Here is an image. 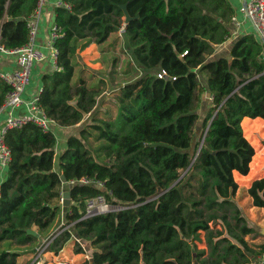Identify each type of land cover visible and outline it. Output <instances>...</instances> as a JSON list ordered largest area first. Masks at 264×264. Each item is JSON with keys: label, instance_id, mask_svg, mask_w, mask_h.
<instances>
[{"label": "trees", "instance_id": "1", "mask_svg": "<svg viewBox=\"0 0 264 264\" xmlns=\"http://www.w3.org/2000/svg\"><path fill=\"white\" fill-rule=\"evenodd\" d=\"M63 1L70 9L54 8L58 68L43 74L38 95L55 126L28 122L3 137L10 160L0 183V264H19L11 247L32 246L60 216L70 226L47 250L57 253L72 236L87 241L91 260L83 264H254L264 244L256 250L244 238L259 232L234 198L233 173H262L260 153L254 155L241 126L243 117L264 120L262 43L244 34L228 56L209 58L232 34L228 0ZM36 4L0 0V45L15 49L28 41ZM121 5L132 17L126 24ZM122 26L140 75L118 88L115 114L102 119L94 111L100 89L74 77L73 58ZM8 89L0 78V105ZM200 109L201 136L192 146ZM87 116L57 154L55 128L79 126ZM89 136L100 142L95 156ZM61 174L67 182L93 177L104 187L62 183ZM66 190L71 204L63 213L58 202ZM100 193L123 208L83 217L86 199ZM246 193L264 208V176ZM198 236L202 251H195Z\"/></svg>", "mask_w": 264, "mask_h": 264}, {"label": "rangeland", "instance_id": "2", "mask_svg": "<svg viewBox=\"0 0 264 264\" xmlns=\"http://www.w3.org/2000/svg\"><path fill=\"white\" fill-rule=\"evenodd\" d=\"M121 33L122 32H119L118 30L117 33L111 34L110 37L102 44H96L94 42H90L86 47H83L80 50L77 49L76 54L73 58L75 63L74 77L78 78L79 76H82L84 79H86L87 84H89L90 86L93 85L99 87L100 89V93L97 96V104L94 111L99 117H102V119L108 118V116L110 115L112 116L113 114H115L116 110L114 103H116L115 97L118 93V88L121 85L131 80H134L140 75V71L138 70L137 65L133 62L129 49L127 48L125 36ZM117 35L118 38H116ZM89 121H90V117L87 116L79 126H74L73 128L68 129L65 132V134L76 133L78 131V128L82 126H86L87 123H89ZM201 126L202 125L200 121H198L195 129V134L193 136L192 146H194L195 143L199 141L202 131ZM258 130H260V128H258L256 131ZM260 132L262 133V131ZM254 133L256 132H254L253 130L248 131V128L247 127L245 128L246 137L250 140L251 143L256 145L255 152L260 153L261 158L258 161L257 168L260 169V171L262 172L261 174L259 173L260 175L258 176H262L264 175V155H262L263 152H261L260 145L263 143L261 140L258 141V139H256V135ZM260 137L262 136H259V138ZM85 143L86 146L93 152L95 156L94 153L95 149L97 148V146H99L100 142L94 139V136H89L85 139ZM101 157L102 156L97 158L101 160ZM261 163H262V169H261ZM249 178H251V176L247 177V179ZM236 179L238 180L239 184H238V194L235 195V199L236 201L238 200L237 202H239L240 206L242 207L243 213L251 214L252 217L256 215V218L260 217L259 214H254L249 210L250 206L248 204L251 202L249 203L246 202L245 198L247 197V194L245 192V187L242 186L245 183V181L239 178L238 175H236ZM1 181L2 179L0 178V182ZM58 203L59 205H61V200ZM57 224H58V228L52 234H50L48 237L42 236L38 238L39 241L37 240V242L35 244H32V246H27V248L12 246L11 249H17L19 251L21 255L20 259H25L24 264H41L44 254L47 252H52L53 254L58 255L61 249L57 253H54L53 251L47 250L49 244L45 245V243L57 231H59L62 227H66V225H68L66 223V219L63 216H60L55 227L57 226ZM218 226L221 228L220 225ZM203 236H198L196 238L195 251H202L206 249V246L203 243V238H204ZM71 239L74 241V243L73 244L71 242L65 243L64 246L67 248L69 247L74 253H76L75 249L77 248V246L75 244V241L77 238L72 236ZM245 240L247 239L245 238ZM247 242L249 243V240H247ZM82 243L85 249L83 250V253L85 254V259H89L92 249L89 247L87 241L84 242L82 241ZM249 244L254 246L256 250H259V247H261L260 245H263L264 243L260 245H258L257 243L256 244L249 243ZM27 254L30 256H27ZM78 264H83V262H79Z\"/></svg>", "mask_w": 264, "mask_h": 264}, {"label": "built area", "instance_id": "3", "mask_svg": "<svg viewBox=\"0 0 264 264\" xmlns=\"http://www.w3.org/2000/svg\"><path fill=\"white\" fill-rule=\"evenodd\" d=\"M48 0H37V4L32 14L27 21L28 27V41L22 46L15 49H8L0 45V53L4 55H13L15 68L12 71L0 72V78L9 86L8 91L5 94L4 100L0 105V113L5 111L6 116L0 127V167L6 168L10 160V150L4 143V134L9 129H17L22 127L28 122L34 123L43 130H49L54 128L55 122L51 119L38 103V96L32 97L28 100L22 98V94L29 82L30 70L33 64L40 63L46 59L53 61L54 69H57V49L54 46V41L58 37V31L56 24L51 26L49 33V52L46 54L42 52L35 44V37L37 33V22L41 14L43 6ZM62 6L66 9H70V5L63 0H58L55 3V7ZM245 12L251 19L255 28L256 34L264 47V0H248ZM123 26L119 29V32H123ZM164 74L159 73L157 76L161 77ZM24 104L26 112L24 114H13L14 108ZM69 185L82 184L94 186L97 188H103V181L93 177H81L79 179H73L67 182ZM61 200V199H60ZM123 207H115L109 204L103 194H97L93 197L87 198L85 201V214L83 217H89L94 214L106 213L121 209ZM62 227L57 231L46 243L48 245L51 240L57 236L61 231L68 228ZM84 249L83 243L76 239ZM254 264H264V248H262L257 256Z\"/></svg>", "mask_w": 264, "mask_h": 264}, {"label": "crops", "instance_id": "4", "mask_svg": "<svg viewBox=\"0 0 264 264\" xmlns=\"http://www.w3.org/2000/svg\"><path fill=\"white\" fill-rule=\"evenodd\" d=\"M57 1L58 0H48V2L42 8L40 17H39L38 22H37V33H36V37H35V44L38 46V48L42 52H44L46 54L49 52V33H50L51 26L55 22L54 21V19H55V14H54L55 9L54 8H55V3ZM228 2L230 3V5L232 6V8L234 10V14H233V16L231 18V22H230L232 34H231L230 38H228L225 42L216 46L214 53L212 55H210V57H209L210 59H213L214 57L221 56V55L228 56V53L230 51V47H231L232 43L238 37H240L244 34H252L259 40V38L256 34V31H255V28L253 26V23L251 22V19L248 16V14L245 12V7L247 5L248 0H228ZM259 42H260V40H259ZM262 60L264 61V53H262ZM14 68H15L14 56L13 55H4V54L0 53V72L12 71V70H14ZM54 70L55 69H54L53 61L49 58L43 62L33 64L31 67V70H30L29 82L26 85L24 93L22 94V98L24 100H28L32 97L38 96L40 91H41V88H42L41 77L43 76V74L51 73ZM202 99L208 101L210 99L209 92L205 91L202 94ZM25 112H26V107L24 104L20 105L17 108H14V110H13V114H15V115L24 114ZM198 113L200 114V117H201L199 119V121L201 123L203 116H204L203 109H200ZM5 116H6L5 111L0 113V127L2 125V122L5 119ZM241 126L243 129V133L245 132L246 127L248 128V131L253 130L254 132H256V133H254L256 135V139H258V141L261 140L263 143L260 145V147H261V152H263L262 155H264V120L260 117H256V118L243 117L242 121H241ZM258 128H260V130L256 131ZM68 129H70V128H59V127L55 128L56 139H57L55 148H56L57 154L65 146V140H66V137L68 135L67 133L65 134V132ZM260 131H262V133ZM244 136L246 137L245 133H244ZM259 136H262V137L259 138ZM248 141L250 142L249 139H248ZM251 144L254 148V155H255L256 154V152H255L256 151V147H255L256 145L253 143H251ZM254 155L252 156V158L254 157ZM251 161H252V159H251ZM249 170H250V168H249ZM6 174H7V167L6 168L0 167V178L2 180L6 177ZM233 175H234V178H236V175H238L239 178L243 179L244 181L246 180L245 183L242 185L243 187H245V192H246L247 188L249 187L252 180L264 176V175L256 176V177H251V178L247 179L248 173L246 175H241L237 172H234ZM237 183L239 184L238 180H237ZM236 194H238V189L236 191ZM234 198H235V196H234ZM245 199H246L247 203L251 202V198L248 194H247V197ZM237 203L239 204V202H237ZM248 205L250 206L249 210L254 214H259L260 217L256 218V215L254 217H252L251 214H248V213L247 214L243 213V214L246 215L250 225L255 227L259 233L258 234L256 233L254 235L253 234L247 235L245 238L247 240H249V243H254V244L257 243L258 245H260V244L264 243V236L260 233V228L264 227V208L253 206L251 203H249ZM241 209H242V207H241ZM242 212H243V210H242ZM57 228H58V224L56 227L54 225L53 228L50 231H48L46 234H44L43 236L48 237ZM69 242H71L72 244L74 243V241L72 239L68 240V242H66V243H69ZM21 247L27 248V246H21ZM91 252H92V250H91ZM27 256H30V255L27 254ZM20 257H21V255H19L17 258L18 263L24 264L25 259H20ZM52 258H53V260H52ZM90 258H91V255H90ZM45 260H47V261H45ZM85 260H86L85 254L83 252L82 253H74L69 247L67 248L64 246L59 251L58 255H55L52 252L45 253L43 260L41 261V264H78L79 262H84Z\"/></svg>", "mask_w": 264, "mask_h": 264}, {"label": "water", "instance_id": "5", "mask_svg": "<svg viewBox=\"0 0 264 264\" xmlns=\"http://www.w3.org/2000/svg\"><path fill=\"white\" fill-rule=\"evenodd\" d=\"M120 7L124 14L123 23L126 24L132 17L129 16V14L127 13L125 5H121ZM60 180L62 181V183H67L66 178L64 177L63 174L60 175ZM70 204H71L70 192L68 190L63 191L62 196H61V211L64 213ZM27 233L32 234V235H37L36 232L31 229H27ZM260 233L264 236V227L260 228ZM193 257H195V253L193 254ZM89 259L91 260V258ZM194 264H197V262L194 261Z\"/></svg>", "mask_w": 264, "mask_h": 264}]
</instances>
